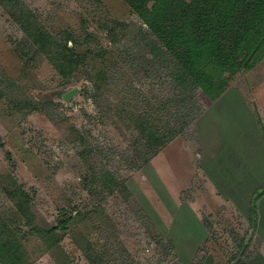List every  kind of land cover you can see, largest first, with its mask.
<instances>
[{"label":"rangeland","instance_id":"rangeland-1","mask_svg":"<svg viewBox=\"0 0 264 264\" xmlns=\"http://www.w3.org/2000/svg\"><path fill=\"white\" fill-rule=\"evenodd\" d=\"M20 1L53 35L74 33L82 49H112L111 63L127 92L120 93L126 101L112 99L111 91L96 92L84 67L64 81L40 55L25 64L33 57L29 43L0 7V216L17 227L27 225L18 214V199L10 195L22 188L36 225L56 227L72 217L69 230L58 236L73 264H90L74 240L79 230L78 236L90 241L87 255L99 254L101 264H196L210 255L213 264H246L250 256L264 257L258 219L255 226L250 221L264 168L244 173L246 162L234 161L232 150L241 151L238 142L247 135L257 137L248 142L251 148L259 142L264 149L259 126L264 124V61L236 77L224 104L199 95L202 116L142 166L136 162L131 123L116 113L120 104H129L128 94L132 100L151 88L165 94L159 89L167 87L153 80L152 71L146 74V59L131 42L142 27L140 19L123 0ZM116 20L128 31L114 42L110 33ZM34 104H40L38 110L31 109ZM227 108L234 113H223ZM123 120L127 130H121ZM213 147L222 150L224 162H217ZM94 169L109 171L113 186L92 185ZM20 237L27 264H57L30 228Z\"/></svg>","mask_w":264,"mask_h":264},{"label":"trees","instance_id":"trees-1","mask_svg":"<svg viewBox=\"0 0 264 264\" xmlns=\"http://www.w3.org/2000/svg\"><path fill=\"white\" fill-rule=\"evenodd\" d=\"M123 1L130 13L142 22L138 33L135 31L138 35H132L131 42L138 55L143 56L140 58L146 59L149 70L146 74L152 71L153 80L159 82L160 79V83L169 88L168 94L167 89H159L165 93L162 94L151 88L146 93L134 95L132 100L128 94L129 104L119 102L120 109L116 114L128 117L131 123L128 128H132L134 134L136 162L143 166L202 116L204 107L199 102V95L211 102L218 101L238 75L251 72L264 61V0ZM0 7L19 25L29 43L27 50L33 57L27 58L25 64L40 55L52 64L64 81H69L80 67H84L96 92L111 91L114 93L111 98L116 100L122 99L121 92H127L111 63L115 58L112 49L110 52L103 47L82 49L74 33L63 32L61 37L53 35L20 0H0ZM113 25L110 36L116 38V42L118 35L122 37L127 33L128 25L119 20ZM89 40V36L85 37V42ZM132 58L135 57L132 55ZM131 85L129 83L130 89ZM39 106L34 104L31 109L38 110ZM122 123L124 129L121 130H127V121ZM259 126L264 139L261 121ZM90 181L94 186L101 183L104 188H111L115 183L113 175L104 169H94ZM10 195L18 199L16 208L20 218L26 221L24 227L30 228L41 239L56 263L73 264L59 247L61 237L58 236V231L69 230L72 217L59 220L56 227H41L34 223L26 192L17 188ZM262 196L264 185L251 201L250 221L254 226ZM24 227H17L0 216V264H27L26 249L20 237ZM79 233L80 230L74 237L79 249L86 254L90 264H101L99 254L91 252L87 255L90 250L88 235L80 234V237ZM213 262L210 255L196 264ZM262 262L264 264V257L258 254L250 256L246 264Z\"/></svg>","mask_w":264,"mask_h":264},{"label":"crops","instance_id":"crops-1","mask_svg":"<svg viewBox=\"0 0 264 264\" xmlns=\"http://www.w3.org/2000/svg\"><path fill=\"white\" fill-rule=\"evenodd\" d=\"M229 91L228 90L222 97L221 99H219L216 102L213 103H219L221 104L223 102V104L225 103V100L227 99V97L229 96ZM223 108V107H222ZM220 113L222 112L221 108H219ZM225 112H233V109H226V111L223 109V113ZM215 123L218 124L219 121H217V119H214ZM214 124V123H213ZM263 124V122H262ZM264 125V124H263ZM250 139H253V141L255 142L257 140V137L254 135L252 137L248 138V135L245 137H242L240 139V141L238 142V147H240L241 151H238L236 148H233V151H236V153H234V155L237 156V159H234V161H241V164L246 162L245 166V170L244 173H248V175H250V172L247 171H257L258 170H262L264 168V149L262 151V149L260 150L259 147L261 148L259 142H257L256 146L257 148H255L254 143H253V148H251V145L248 143L250 142ZM226 140V139H225ZM214 142V141H213ZM223 142V144L221 145H227L228 143H226V141H220L219 144ZM264 143V141H263ZM218 150V151H216ZM213 154L215 155V159H217V162L220 161L221 163L224 162L225 160L222 158V150H219L218 148H214L213 147ZM239 167V166H238ZM237 169H240L238 168ZM245 176V174H244ZM246 177V176H245ZM257 213H258V222H259V233H262L264 235V196H262L260 198V200L258 201V205H257ZM263 227V229H262Z\"/></svg>","mask_w":264,"mask_h":264},{"label":"water","instance_id":"water-1","mask_svg":"<svg viewBox=\"0 0 264 264\" xmlns=\"http://www.w3.org/2000/svg\"><path fill=\"white\" fill-rule=\"evenodd\" d=\"M77 92V89L65 94L63 97H64V100L67 101L70 97H72L75 93Z\"/></svg>","mask_w":264,"mask_h":264}]
</instances>
